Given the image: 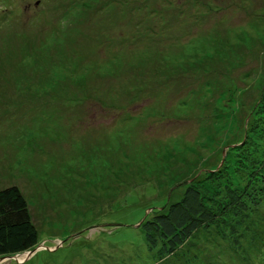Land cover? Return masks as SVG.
<instances>
[{
	"label": "rangeland",
	"instance_id": "374dc122",
	"mask_svg": "<svg viewBox=\"0 0 264 264\" xmlns=\"http://www.w3.org/2000/svg\"><path fill=\"white\" fill-rule=\"evenodd\" d=\"M10 185L40 245L0 264H264V0H0ZM189 186L218 220L161 252Z\"/></svg>",
	"mask_w": 264,
	"mask_h": 264
},
{
	"label": "trees",
	"instance_id": "16d2710c",
	"mask_svg": "<svg viewBox=\"0 0 264 264\" xmlns=\"http://www.w3.org/2000/svg\"><path fill=\"white\" fill-rule=\"evenodd\" d=\"M168 206L165 211L159 209L152 219L142 223L146 239L153 247L157 239L161 240V252L171 254L197 230L208 228L218 220L219 212L203 203L199 189L194 186H189L180 200ZM136 215L142 217L143 211ZM39 245L38 231L23 193L16 185L1 188L0 257L10 258L24 251L30 253Z\"/></svg>",
	"mask_w": 264,
	"mask_h": 264
},
{
	"label": "water",
	"instance_id": "95a60500",
	"mask_svg": "<svg viewBox=\"0 0 264 264\" xmlns=\"http://www.w3.org/2000/svg\"><path fill=\"white\" fill-rule=\"evenodd\" d=\"M0 258H5V257H0Z\"/></svg>",
	"mask_w": 264,
	"mask_h": 264
},
{
	"label": "clouds",
	"instance_id": "9594fccd",
	"mask_svg": "<svg viewBox=\"0 0 264 264\" xmlns=\"http://www.w3.org/2000/svg\"><path fill=\"white\" fill-rule=\"evenodd\" d=\"M39 247V246H38ZM34 251V250H33ZM33 251H31V252H33Z\"/></svg>",
	"mask_w": 264,
	"mask_h": 264
}]
</instances>
